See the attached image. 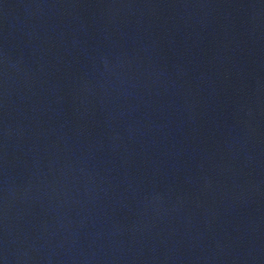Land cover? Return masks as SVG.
Instances as JSON below:
<instances>
[{
	"label": "water",
	"instance_id": "1",
	"mask_svg": "<svg viewBox=\"0 0 264 264\" xmlns=\"http://www.w3.org/2000/svg\"><path fill=\"white\" fill-rule=\"evenodd\" d=\"M0 264H264V117L178 0H0Z\"/></svg>",
	"mask_w": 264,
	"mask_h": 264
}]
</instances>
